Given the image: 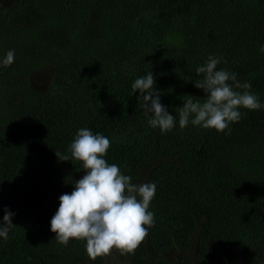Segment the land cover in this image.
<instances>
[{
    "label": "trees",
    "instance_id": "16d2710c",
    "mask_svg": "<svg viewBox=\"0 0 264 264\" xmlns=\"http://www.w3.org/2000/svg\"><path fill=\"white\" fill-rule=\"evenodd\" d=\"M261 45L264 0H0V59L15 52L0 64V220L14 213L0 264H108L50 230L85 174L68 150L81 128L110 140L104 159L132 183L156 185L146 238L111 252L124 264H264V109L241 108L230 132L180 128L178 110L206 99L194 83L209 55L264 103ZM147 71L170 131L131 95Z\"/></svg>",
    "mask_w": 264,
    "mask_h": 264
},
{
    "label": "clouds",
    "instance_id": "9594fccd",
    "mask_svg": "<svg viewBox=\"0 0 264 264\" xmlns=\"http://www.w3.org/2000/svg\"><path fill=\"white\" fill-rule=\"evenodd\" d=\"M260 51L264 53V45L260 46ZM14 60L15 52L9 50L0 59V64L8 67ZM221 60V57L209 55L206 64L196 69L204 76L194 86L203 90L206 99L202 103L194 102L189 95L184 100L183 106L178 108L180 128L191 123L205 129L230 132L229 125L242 118L241 108L264 109V103L249 91L250 83L239 82L234 72L217 70ZM154 85L155 77L147 71L132 83L131 95L137 91L141 93L138 97L142 101L141 107L146 116L151 113L149 125L167 132L175 126L176 118L160 102V91ZM109 147L110 140L104 135L93 134L87 128L77 131L68 150L73 159L83 163L85 174L75 180L70 194L59 196V207L50 220V230L59 243L67 245L70 239L86 241V253L93 261L110 255L114 248L122 255L133 254L148 235V228L155 224L149 206L156 185L132 183L130 176L122 174L116 164H109L104 159ZM59 160L69 161V157L62 155ZM13 215L5 208L0 220V237L5 240L14 226Z\"/></svg>",
    "mask_w": 264,
    "mask_h": 264
},
{
    "label": "rangeland",
    "instance_id": "374dc122",
    "mask_svg": "<svg viewBox=\"0 0 264 264\" xmlns=\"http://www.w3.org/2000/svg\"><path fill=\"white\" fill-rule=\"evenodd\" d=\"M109 256L110 259L108 260V264H124L119 258L114 256V253H111Z\"/></svg>",
    "mask_w": 264,
    "mask_h": 264
}]
</instances>
